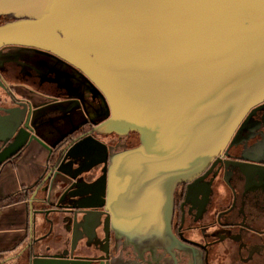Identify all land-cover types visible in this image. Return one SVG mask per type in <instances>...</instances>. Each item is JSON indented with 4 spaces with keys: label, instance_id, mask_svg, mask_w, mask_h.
Returning a JSON list of instances; mask_svg holds the SVG:
<instances>
[{
    "label": "water",
    "instance_id": "95a60500",
    "mask_svg": "<svg viewBox=\"0 0 264 264\" xmlns=\"http://www.w3.org/2000/svg\"><path fill=\"white\" fill-rule=\"evenodd\" d=\"M0 16L8 18L0 22V47L48 50L80 70L102 96L105 113L93 131L137 134L135 145L110 154L101 182L110 225L146 263L168 264L159 256L165 250L178 264L183 243L171 227L176 185L204 169L245 112L264 100V0H0ZM43 109L25 102L0 122V142L6 143L0 164L33 140L54 157L23 199L29 238L38 216L47 223L48 212L73 219L78 212L82 224V213L93 206L60 203L65 195L90 197L88 189L76 188L92 184H67L80 172L62 167L74 158L71 150L92 149L100 154L96 162L108 157L107 145L89 131L48 144ZM54 191H60L57 198ZM51 196L55 207L48 211ZM73 244L40 254L30 242L29 264L83 262L66 256ZM187 253L194 262L199 258L197 251Z\"/></svg>",
    "mask_w": 264,
    "mask_h": 264
},
{
    "label": "flooded vegetation",
    "instance_id": "af4514ba",
    "mask_svg": "<svg viewBox=\"0 0 264 264\" xmlns=\"http://www.w3.org/2000/svg\"><path fill=\"white\" fill-rule=\"evenodd\" d=\"M25 102L35 108L43 107L48 114L43 119L50 123V127H53L56 119L49 117L63 116L61 123L66 127L63 130L60 128L55 136L45 138L48 144H54L58 138H65L66 142L69 136L75 137L89 131L107 145L108 157L96 162L100 154L92 149L85 151V154L75 148L71 150L74 158L62 163V167L69 170L73 166L72 172L74 169L80 172L76 179H69L67 184L73 181L92 184H82L76 188L78 191L88 189L90 197L65 195L60 203L93 205L82 213L85 220L81 224V213L78 212L75 219L70 214H60L57 216L58 230L53 227L52 220L44 223L43 231L36 234L34 223L33 234L29 238L23 205V234L15 240L11 249H0V264H29L30 255L26 245L48 240L60 243L62 228L67 232L64 247L49 251V244H46L45 251L37 252L34 246V252L62 253L70 250L73 241L72 252L66 256L84 258L83 262L73 264H104L105 261L110 264H149L139 256V250L132 242L111 227V213L105 209L106 182L102 193L100 187L107 174L110 154L135 145L138 142L137 134L132 131L120 135L92 130L105 113L104 100L92 89L83 73L69 62L39 47L3 45L0 47V122L8 116L9 111L23 108ZM57 109L61 112L49 116ZM33 142L39 144L33 140L17 147L13 155L2 161L0 178L8 175L6 166L9 165L13 168L14 179L19 180L16 172L24 161L30 167L31 174H37L29 183L0 189V199L12 193H30L54 161L50 148L41 144L37 154L28 150ZM4 146L6 143L0 142V150ZM2 153H6V149ZM63 185L65 182L60 183V186ZM59 192L54 191L51 195L57 198ZM97 193L102 195L93 197ZM173 196L171 227L180 243H183L175 256L178 264H197L199 258L209 264H264V100L245 112L226 146L198 174L178 183ZM56 198L50 197L51 204L46 206L48 211L55 207ZM18 203H23V200L6 205H2L4 201H1L0 209ZM188 251H197L199 258L192 261ZM147 252L141 251L140 254ZM162 252L159 256L162 259L165 257L168 264H174L170 253Z\"/></svg>",
    "mask_w": 264,
    "mask_h": 264
},
{
    "label": "crops",
    "instance_id": "0c3cea01",
    "mask_svg": "<svg viewBox=\"0 0 264 264\" xmlns=\"http://www.w3.org/2000/svg\"><path fill=\"white\" fill-rule=\"evenodd\" d=\"M51 137V133L45 135V138ZM39 148L41 146L35 142L31 145V147L28 149L34 153H39ZM28 164L25 163V161L22 164V167L18 166V171L16 174L19 176V180L14 179L13 177V168L11 166L7 165L6 169H8V175L6 177L0 178V182H3L4 184L0 183V189H10L14 188L16 185L20 183H29L33 180L34 174H37L36 172L31 174L30 172V167L28 169ZM16 168V167H15ZM29 172V174H27ZM23 203H18L15 205L7 206L4 208L0 209V249L1 248H12L15 244V240L20 238L22 236V231H23ZM17 209V210H16ZM18 211V213H17ZM53 220V227L58 230V224L59 220L57 219V214L56 213H51L50 214ZM38 216L37 223L35 225L36 229V234L41 233L43 229L45 228V224L43 220H41ZM15 220L14 223L12 221ZM16 221L18 223H16ZM11 225H10V223ZM7 228V229H6ZM7 230V231H6ZM62 232V240L61 242H52L51 240H48L45 243H42V241H39L35 243V251L41 252L46 250V244H49V251H54L57 248H62L66 245V236L67 232L63 228L61 229ZM3 233H6L5 235ZM42 243V244H41ZM23 244V243H22ZM21 246V245H20ZM10 248V249H11ZM45 248V249H44ZM8 264V263H5Z\"/></svg>",
    "mask_w": 264,
    "mask_h": 264
},
{
    "label": "rangeland",
    "instance_id": "374dc122",
    "mask_svg": "<svg viewBox=\"0 0 264 264\" xmlns=\"http://www.w3.org/2000/svg\"><path fill=\"white\" fill-rule=\"evenodd\" d=\"M8 18L6 17V16H0V22H3V21H5V20H7ZM61 112V110L60 109H57V110H55V111H53L49 116H56L58 113H60ZM45 116H47L48 117V114H47V112L43 109L42 110V118H45ZM63 116H61V115H59V116H57V117H49L50 119L51 118H53L54 120L56 119V121L54 122L55 124H53V127L51 126H48L49 127V130H50V132H51V136H55V133L58 131V130H60V128H61V130H63V128H65L66 126H65V124H62L63 122H62V120L60 119V118H62ZM46 119V118H45ZM62 122V123H61ZM49 123L47 122V125H48ZM57 124V125H56ZM48 132V131H47ZM42 243H45L44 241L42 242ZM41 243V244H42Z\"/></svg>",
    "mask_w": 264,
    "mask_h": 264
},
{
    "label": "trees",
    "instance_id": "16d2710c",
    "mask_svg": "<svg viewBox=\"0 0 264 264\" xmlns=\"http://www.w3.org/2000/svg\"><path fill=\"white\" fill-rule=\"evenodd\" d=\"M27 196V194H25L24 192L21 193H12L10 195H7L5 197H3L2 199H0V202L4 201V204L2 205H6L8 203H12V202H17V201H21L23 200L25 197ZM13 199H15V201H13ZM1 206V205H0Z\"/></svg>",
    "mask_w": 264,
    "mask_h": 264
}]
</instances>
